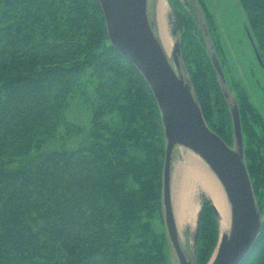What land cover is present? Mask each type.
Listing matches in <instances>:
<instances>
[{"label":"trees","instance_id":"16d2710c","mask_svg":"<svg viewBox=\"0 0 264 264\" xmlns=\"http://www.w3.org/2000/svg\"><path fill=\"white\" fill-rule=\"evenodd\" d=\"M172 1V32L194 95L208 125L232 147L225 89L237 100L263 218L241 264H264V115L228 74L206 1L195 0L202 18L188 0ZM240 2L264 63V0ZM213 50L226 80L213 64ZM76 92L89 125L67 118ZM73 138L74 148L13 167L46 144ZM166 145L156 97L111 43L99 0H0V264H171L167 232L153 225L155 218L165 225ZM220 233L216 207L205 197L195 264H208Z\"/></svg>","mask_w":264,"mask_h":264},{"label":"water","instance_id":"95a60500","mask_svg":"<svg viewBox=\"0 0 264 264\" xmlns=\"http://www.w3.org/2000/svg\"><path fill=\"white\" fill-rule=\"evenodd\" d=\"M99 2L111 43L144 75L161 110L167 140L163 186L165 221L179 264L191 262L182 247L172 207L171 166L176 146L192 150L210 166L224 186L230 202V233H221L218 246L208 264H241L257 240L263 218L245 162L243 131L236 99L232 100L231 112L237 147H232L208 125L191 83L177 72L170 61L152 28L148 0ZM247 34L257 59L263 65L248 27ZM180 53V42H177L173 55L176 66L180 64ZM212 58L219 75L225 80L215 52Z\"/></svg>","mask_w":264,"mask_h":264},{"label":"rangeland","instance_id":"374dc122","mask_svg":"<svg viewBox=\"0 0 264 264\" xmlns=\"http://www.w3.org/2000/svg\"><path fill=\"white\" fill-rule=\"evenodd\" d=\"M205 1L207 3L208 10L212 16L213 22L217 25L218 31L220 33L222 46L221 53L222 57L226 59L228 74H230V77L233 81L241 82L244 85V87L249 93L250 99L253 100V102L258 106V108L264 115V65H261V63L258 61L252 43L247 34V15L245 14L240 5V0ZM172 2V0L171 2L170 0H148V6L150 13L149 18L151 21L152 28L156 36L159 37L162 42L165 40L168 55L171 61L174 63L173 50L177 40L173 36L172 32V21L175 19V17L173 16L174 10L172 7ZM188 2L192 3L193 5H196V7L198 8V16L202 18V13L199 5H197V2L195 0H188ZM187 7L190 11H193L191 4L188 3ZM202 21L205 25L204 19H202ZM178 72L188 79V73L181 59L180 66L178 67ZM87 84L90 87L91 84ZM226 90L230 92L231 102V98L234 96V92L230 88H226ZM89 91H91L90 88ZM67 118L70 121H73L83 126H86L87 124L89 125L91 121L89 110L85 107L82 99L80 98L77 92L74 93L70 98V103L67 110ZM77 144L78 140L76 138H73L67 142L56 141L50 144H46L40 150L30 154L29 156L23 158L20 161H16L13 164V167L20 166V164L33 165L37 161H39L43 155L53 149H70L74 148ZM235 146L237 147V144ZM181 147L183 148V153H180L179 149H177L174 153L172 163L173 181L171 180V192L182 244L186 250V254L191 264H195L198 232V215L200 207L205 197H208L211 200L212 198L199 184L192 183L191 186L195 199L194 202L198 208L194 216L193 214H187L186 219H184V222L180 223L178 219L176 202L177 193L180 188L179 182L182 181L184 170L190 167L195 161V156L201 159L200 161L202 162V164H205V167L208 169L209 172H211V174H214L216 178L217 175L198 154L183 146ZM153 225L158 232L166 230V224H162L160 218H155L153 220ZM230 230L231 223L227 229H222L221 227L222 233H230ZM169 251L171 256V264H179V260L171 244L169 246Z\"/></svg>","mask_w":264,"mask_h":264},{"label":"bare ground","instance_id":"6f19581e","mask_svg":"<svg viewBox=\"0 0 264 264\" xmlns=\"http://www.w3.org/2000/svg\"><path fill=\"white\" fill-rule=\"evenodd\" d=\"M199 184L210 195L218 209L222 229H227L231 223L230 202L224 190L214 176L200 165L198 160L184 170L180 188L177 193V211L180 223L184 222L187 214H195L197 206L191 184ZM188 222V221H187Z\"/></svg>","mask_w":264,"mask_h":264},{"label":"crops","instance_id":"0c3cea01","mask_svg":"<svg viewBox=\"0 0 264 264\" xmlns=\"http://www.w3.org/2000/svg\"><path fill=\"white\" fill-rule=\"evenodd\" d=\"M163 40H164V38H163ZM164 43H165V40L163 41ZM166 44V43H165ZM177 149H179V151H180V153H183V148L182 147H180V146H178V147H176L174 150L176 151ZM174 151V152H175ZM174 158V157H173ZM194 158H196L197 160H198V162L200 163V165L202 166V167H204L207 171H208V169L205 167V164H202V162L200 161L201 159L199 158V157H197V156H195ZM172 163H173V161H172ZM171 170H172V168H171ZM209 172V171H208ZM209 173H211V172H209ZM213 176H214V174H212ZM214 178L219 182V184H220V186L222 187V183L220 182V180L218 179V178H216L215 176H214ZM171 180L173 181V179H172V171H171ZM179 184H180V182H179ZM222 189H224L223 187H222ZM172 203H173V200H172ZM173 208H174V206H173ZM201 208V207H200ZM174 214H175V211H174ZM175 219H176V214H175ZM176 222H177V219H176ZM178 224V223H177ZM177 227H178V225H177Z\"/></svg>","mask_w":264,"mask_h":264}]
</instances>
